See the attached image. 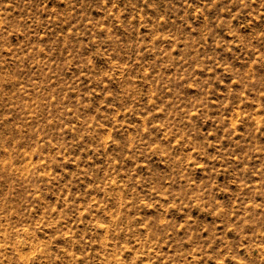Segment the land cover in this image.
<instances>
[{
  "label": "rangeland",
  "instance_id": "rangeland-1",
  "mask_svg": "<svg viewBox=\"0 0 264 264\" xmlns=\"http://www.w3.org/2000/svg\"><path fill=\"white\" fill-rule=\"evenodd\" d=\"M0 264H264V0H0Z\"/></svg>",
  "mask_w": 264,
  "mask_h": 264
}]
</instances>
